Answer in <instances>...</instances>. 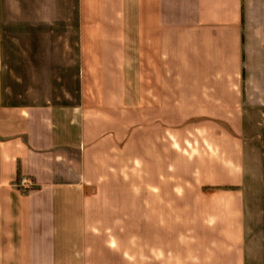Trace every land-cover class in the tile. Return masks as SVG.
I'll return each instance as SVG.
<instances>
[{
  "label": "crops",
  "instance_id": "obj_1",
  "mask_svg": "<svg viewBox=\"0 0 264 264\" xmlns=\"http://www.w3.org/2000/svg\"><path fill=\"white\" fill-rule=\"evenodd\" d=\"M62 29L79 97L31 100L13 76ZM261 105L264 0H0V264H264L239 189Z\"/></svg>",
  "mask_w": 264,
  "mask_h": 264
},
{
  "label": "rangeland",
  "instance_id": "obj_2",
  "mask_svg": "<svg viewBox=\"0 0 264 264\" xmlns=\"http://www.w3.org/2000/svg\"><path fill=\"white\" fill-rule=\"evenodd\" d=\"M47 30L44 29V31ZM62 30L63 43L31 44V60L28 68H25L26 61L23 62V71L26 75L13 76L15 81L20 82L23 93H29L31 100L44 97L54 99L55 96H61L64 100L70 95L72 98L79 97L77 91L80 84L79 47L75 43H67V39L70 38V29ZM21 46L15 45L19 50ZM18 64L21 65V62L19 61ZM55 68L60 72L59 75L57 72L54 75ZM27 88L29 92H25ZM240 144L243 178L239 189L243 200L246 255L249 261L264 262V105L245 109ZM145 151L146 155L142 163H148L147 149ZM114 157L116 158V155ZM124 158L128 163L127 153L125 157L120 155L119 161L123 162ZM125 248L128 249L126 254L130 255L135 262L152 261L154 252H150L146 237L142 236L140 243L135 246L125 243ZM175 254L178 255V252Z\"/></svg>",
  "mask_w": 264,
  "mask_h": 264
},
{
  "label": "built area",
  "instance_id": "obj_3",
  "mask_svg": "<svg viewBox=\"0 0 264 264\" xmlns=\"http://www.w3.org/2000/svg\"><path fill=\"white\" fill-rule=\"evenodd\" d=\"M29 182V179L27 177H23L21 179V183L24 184V183H28Z\"/></svg>",
  "mask_w": 264,
  "mask_h": 264
}]
</instances>
